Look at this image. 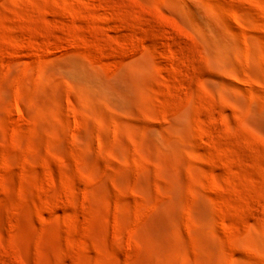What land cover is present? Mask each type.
<instances>
[{"label": "rangeland", "instance_id": "374dc122", "mask_svg": "<svg viewBox=\"0 0 264 264\" xmlns=\"http://www.w3.org/2000/svg\"><path fill=\"white\" fill-rule=\"evenodd\" d=\"M0 264H264V0H0Z\"/></svg>", "mask_w": 264, "mask_h": 264}]
</instances>
